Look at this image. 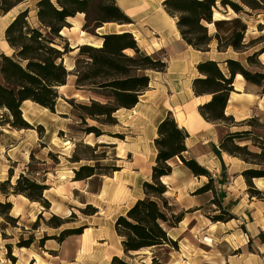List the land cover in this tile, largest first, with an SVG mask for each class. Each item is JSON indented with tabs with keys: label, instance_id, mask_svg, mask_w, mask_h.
<instances>
[{
	"label": "rangeland",
	"instance_id": "rangeland-1",
	"mask_svg": "<svg viewBox=\"0 0 264 264\" xmlns=\"http://www.w3.org/2000/svg\"><path fill=\"white\" fill-rule=\"evenodd\" d=\"M38 1L40 0H20L16 9L9 15L0 16V56L11 57L13 54L4 38L5 29L13 17L28 10L27 23L34 28L39 27L35 17V5ZM229 1L239 4L238 0ZM217 7V10L212 11L211 21H214L213 15L216 13L226 20L240 18L247 24L245 42L264 37V11L251 12V16H237L230 12L229 8H222L219 0H217ZM83 22L84 19L77 14L73 19L68 20L69 26L64 30L63 35L60 34L68 42L69 47L79 38L78 30H74L73 27L75 25L81 27ZM203 24L212 35L213 27H209L210 25L205 21ZM259 25L261 29L258 28ZM100 39L90 33L83 38L84 44L89 43L93 46L100 43L102 45V39ZM214 45L215 43L211 45V49H214ZM262 45L264 44L251 48L243 56H234L231 50L229 54L233 59L244 64V57L252 55ZM124 54L133 56L132 51L124 52ZM86 61L85 57L78 55L77 50L65 56L63 61L70 77L67 86L58 91L62 99L59 100L57 112L61 114L56 116L62 119V113H65L66 122L57 121L56 117L52 118L46 112H43L44 114L33 112V117L37 121L49 125L47 131L43 127H37L35 133L15 134L7 128L9 126H0V184L9 179V186H14L19 176L28 177L47 187L43 198L49 203V209L45 210L39 203L30 202L23 196L9 194L6 197L0 193V205L10 203L12 208L9 216L16 219L15 222H6L0 214V264H111L114 257L125 264H152L153 259L155 264H264V247L260 245L257 236L261 233L257 225L264 228V219H262V216L264 217V180L255 184L253 182L254 190L259 194L251 197L245 180L239 175L240 169H243L241 164L235 166L229 175L226 173L222 175L224 172L221 171L214 177L224 183L218 193V195L224 194L219 201L221 211L211 205L212 200L210 201L209 196L207 200H199L197 203L199 207L190 209L182 207L173 197L179 187L171 188L176 184V179H181L179 174L176 173L168 180L169 182L164 181L171 189L166 195L169 202L176 208L177 213L184 214L183 221L175 229L168 230V236L176 242V247L145 250L132 253L128 257L123 255L120 240L114 231V223L120 215L126 214L134 199L137 198L133 178L143 177L142 175L150 176L153 162L147 138L142 137L136 140L131 135H127L128 139H124L120 134L149 132L154 121L159 117L160 99L157 92L149 88L150 93L141 99V106L134 111V114L123 111L115 114L116 125H101L90 119L81 122L78 117L82 115V112L77 108L78 105H88L90 100L100 103L109 101L106 97L107 92L89 90L93 87L89 83L83 91L76 90L73 78L75 64H78L80 71H84ZM258 62L264 64V55L258 58ZM250 70L257 71L253 67ZM97 82L99 81L96 80ZM236 87L240 88L238 84ZM255 95L258 97L255 98ZM262 96L260 89L251 88V100H261ZM252 104L254 103L251 102V115H249L251 118L246 121L255 119L256 122L247 130L258 136V143H263L264 98L261 102L263 106L258 108L257 105ZM28 109L29 104L25 111ZM1 115H5L2 110H0ZM56 121L63 125L57 124ZM221 125L232 128L230 121ZM59 126L63 130L62 133L56 130ZM87 127H96L104 135L99 138L86 135L84 130ZM128 143L137 145L141 143L139 148L142 152L144 149L147 150L146 155H142L145 158L144 162L137 164L139 157L128 154L130 149L127 146ZM237 145H248L250 151L259 152L258 149L251 148L249 142H241ZM122 151L125 152L124 155ZM76 158L79 163L72 162ZM174 164H179V159H174L172 166ZM82 166L95 167V173L98 176L88 184H73L74 174L70 173L69 169L75 167L78 170ZM260 168L264 169V166ZM247 169H258V167L248 164ZM117 171L119 174H114ZM114 175L115 181L109 182L103 179ZM101 181H104V185H101ZM100 185L103 187L107 185V191L101 187L98 194H92L100 188ZM9 186H5L8 193L11 192ZM116 188L122 189L126 194L125 198L119 202L113 200V192ZM87 206L96 209L97 213L87 216L90 213V210L86 209ZM2 211L3 208L0 207V212ZM229 215L233 219L228 222L213 223L210 220L214 216L227 219ZM52 216L64 222L60 229L55 230L47 225V221ZM36 221L37 226L33 227ZM64 230H81L82 232L80 235L67 237L62 242L52 240L51 237H58ZM262 231L264 233V229ZM85 236L87 240H84ZM43 237L47 240L42 247H39V240ZM29 239H32L29 248L17 247L19 241ZM205 239L210 241L207 242Z\"/></svg>",
	"mask_w": 264,
	"mask_h": 264
},
{
	"label": "trees",
	"instance_id": "trees-1",
	"mask_svg": "<svg viewBox=\"0 0 264 264\" xmlns=\"http://www.w3.org/2000/svg\"><path fill=\"white\" fill-rule=\"evenodd\" d=\"M98 0H40L35 5L38 28L27 23L28 10L19 13L6 27L4 32L5 42L13 51L11 57L1 55L0 66V110L5 115L0 116V126H9L13 130H32L33 128L24 121L21 114V104L29 101L39 107L54 113L56 102L59 98L58 88L66 85L70 73L63 65L65 56L77 50L80 57H85L86 69L80 71L75 64V87L83 90L87 84L93 87L89 90L107 92L106 103L90 100L88 105H78L82 112L78 117L81 122L90 119L98 124L114 126L117 124L115 114L119 110H131L139 103V97L149 89L150 78L147 72L164 73L167 63L163 53L146 54L139 50L134 37L130 33L102 35V45L99 48L82 45L71 49L60 32L69 26L68 20L77 14H85L90 3ZM99 22L101 24L113 23L129 25L133 22L117 7L115 0L98 1ZM239 4L229 0H219L222 8H229L235 15L251 16V12L264 11V0H238ZM20 3V0H0V16L7 14ZM162 6L165 12L176 19V28L181 40L197 52L214 50L225 53L231 50L235 54H245L251 48L264 44V37L245 42L247 24L240 18L231 20L211 21L213 10H217V0H164ZM203 21L213 26L214 33L209 34ZM259 29L262 27L259 25ZM91 34V33H90ZM62 43L63 45H61ZM125 51H132L133 56H127ZM264 55V45L258 51L248 55L245 63L234 59H226L222 63L204 61L196 65L195 69L200 75L193 80L191 89L195 97L210 96L208 102L199 106L198 113L207 123L222 124L232 122V127H253L255 119H250L238 125L232 117L225 116V108L229 95L233 92V83L236 75H240L246 84L260 89L264 95V64L258 58ZM257 71H251V68ZM96 80L99 82L96 83ZM92 82V83H90ZM39 130H41L39 128ZM86 135L99 138L104 135L96 127H87ZM61 135V133H60ZM117 138H121L115 135ZM188 135L180 129L174 118L169 114L156 128V138L153 140L155 159L151 167L150 182L142 184L143 198L137 200L124 216H119L114 223V231L120 240L121 250L125 257L132 253L145 250L176 247V242L168 236V230L175 229L182 221L184 214L177 213L176 208L169 202L167 188L162 183L163 177L170 176L172 167L169 162L179 159L193 177L207 179V182L197 189L194 195L207 192L213 194L211 205L219 211L222 207L219 199L215 200L216 190L211 174L193 159H185L187 152L185 141ZM258 136L250 130L225 133L218 145V149L230 157L237 158L245 164L255 165L258 169H246L241 173L248 186L251 197H256L259 192L254 190L252 181L264 179V142L258 143ZM250 143L251 148L258 149V153L250 151L248 145L238 146L237 143ZM103 146V145H102ZM220 151L215 149L216 154ZM72 162L79 163L73 159ZM115 171V170H113ZM93 166H82L73 171V181H85L98 176ZM5 186H9V179L0 184V193L6 197L9 194L20 195L30 202L39 203L45 210L49 203L43 198L47 187L36 183L25 176H19L14 186H9L8 193ZM3 211L1 217L6 222H15L9 216L11 204L0 205ZM90 213L95 215L96 209L87 206ZM218 216L211 217L213 223L228 222ZM37 221L33 227L37 226ZM47 225L52 229H60L64 222L52 216ZM81 230H64L52 240L62 242L65 238L80 235ZM264 244V234L258 235ZM46 237L39 240L42 247ZM32 239L19 241L17 247L29 248ZM9 249V247H7ZM10 251V250H8ZM111 264H125L114 257ZM155 264V259L152 260Z\"/></svg>",
	"mask_w": 264,
	"mask_h": 264
},
{
	"label": "crops",
	"instance_id": "crops-1",
	"mask_svg": "<svg viewBox=\"0 0 264 264\" xmlns=\"http://www.w3.org/2000/svg\"><path fill=\"white\" fill-rule=\"evenodd\" d=\"M163 1L164 0H115L117 7L133 23L129 25H117L113 23L103 24L105 25L103 28L102 27L96 28L97 29L96 33L94 35L91 34L92 36L101 37L102 35H106V34H120L127 32L134 37L140 51L145 52L146 54L149 55L154 53H163L166 59L165 61L167 63V69L164 73L147 72V76L150 78L149 88L154 89L153 92H157V95L159 96L160 99L159 117H157V120L154 121V125L152 129L149 132L144 131L145 133L133 132L126 134L124 133L125 135L122 133L120 135L123 136L124 139H128L127 135H131L136 140L142 137L147 138V143L150 145L149 148L151 149L152 162H153L155 159V149L153 147V140L156 138V128L158 124L170 114L174 118L178 126L176 119L177 111L182 113L184 120H187V118H189V116L192 114L193 117H195V119H193L192 122V131L186 129L185 127L178 126L180 129L185 130L188 135V138L185 141L187 152H185L183 157L185 159L195 160L200 166L205 168L211 174L212 178H214L216 174L219 175L221 171L224 172L222 175H224L225 173L229 175L231 174L230 172L235 166H240L239 164H241L243 166V169H240L241 171H239V175L240 177H242L241 173L247 169V164L242 163L237 158L230 157L227 154L221 152L218 149V145L222 136L225 133L227 132L234 133L243 130L245 131L249 127L239 126V127L226 128L218 123L217 124L207 123L199 115L198 108L199 106L208 102L210 96L195 97L193 95L191 85L193 80L200 77V75L197 73L195 69L198 63L208 60L222 63L226 59H233L232 55L243 56L244 54H235L232 52L231 55L229 54V50L225 53H218L214 49H211V51L209 52L201 53L188 47L181 40V37L176 28V19L170 17L165 12L162 6ZM14 9H16V7H14L7 14L3 15V17L9 15L10 12H12ZM13 19L14 17L9 21V24L13 21ZM71 46L72 45H70L71 49L76 48ZM74 52H76V50L71 53ZM245 58L246 57H244V60ZM69 77L70 75L67 78L66 85L63 86L62 89L67 86ZM73 78L76 80L75 76H73ZM236 84H238L240 88H237ZM251 88H254L255 90L257 89L254 86L246 84L245 81L241 83H237L235 82L234 79L233 92H231L229 95V99L224 114L225 116L232 117L235 123L236 122L243 123L246 121V119L251 118L249 117V115H251V102L254 103L252 104L253 106L257 105L258 108L263 106L261 102H263L264 95L262 96L261 100L258 101L251 100ZM59 90L61 89L58 88V91ZM148 93H150V90L145 92L142 96L139 97V103L131 110H119L116 112V114L119 113L120 111L134 114V111L138 109L139 106H141V99L145 97L146 94ZM256 97L258 96L255 95V98ZM60 99L62 98L59 97L56 102L54 113H51L48 110L43 109L38 105H35L29 101L23 102L20 108L22 118L26 123H28L33 128V130L17 131L11 129L10 127L7 128H9L11 132H14L15 134H22L27 132L35 133V129L37 127H41V128L43 127L44 130L47 131V127L49 125L37 121L33 117L32 114L33 112L39 114H44L46 112V114H48L50 117L52 118L56 117L57 121L62 120L64 122L67 116L65 113H62V119L57 117L58 115L60 116L61 114L57 112ZM28 104H29V109L25 111V108H27ZM242 123H238V125H242ZM57 124H62V123L57 122ZM61 126H59V128H56V130L62 133L63 130L60 129ZM140 144L137 145L136 143H128L127 146L130 148L128 154L131 156L146 155L147 150L144 149V152H142V150L139 148ZM215 149L220 151V154H216ZM173 160L169 162V165L172 167L171 175L167 177H163L161 179L162 183L164 185L165 184L167 185L166 195L170 193L169 191H171V189L168 186V183L167 182L164 183V181L170 180L177 173L179 174L181 179H176V184H174L171 188L179 187V190H177V192L173 194V197L182 207L186 209L199 207L200 205L197 204L199 203V200L200 199L207 200V196L210 197V201H211L213 199V194L211 192H207L201 195H194L195 191L200 187H202L207 182V179L204 177H201L199 179L193 177L190 171L187 168H185L180 161L179 164H174L172 166ZM131 164H133V162H131ZM75 170H77V168L75 167H71L69 169L70 173L72 174H74L72 171ZM114 174L118 175L119 172L117 171ZM233 174L234 173H232V175ZM142 176L143 177L136 179L133 178V184H134L133 187L136 189L137 198L134 199L133 204H131L129 208H131V206L134 205V203L137 200L141 199V196H143L141 189L142 184L150 180L151 175L150 176L148 175L149 179L148 176L146 175H142ZM69 178L71 179V177ZM94 178H96V176L89 178L85 181H72V183L88 184L89 182L93 181ZM103 179L109 182L116 180L115 175L113 177L112 176L104 177ZM262 180L264 179H255L252 181V184L253 182L255 184V182H260ZM102 184L104 185V181L103 182L101 181V185ZM101 185L100 188L95 190L92 194L94 195L98 194L100 192L101 187H103ZM223 185H224L223 181H218V179L214 178V188L216 190V197L217 199H219V201L221 200L220 197L224 196V194L218 195ZM104 188L105 191H107L108 186L105 185V187H103L102 189L104 190ZM183 188L184 190H182ZM185 203H189V204L186 205ZM262 219H264L263 216ZM257 229H259V231L262 233L263 232L262 230L264 228L257 225ZM259 234L260 233H258V235ZM260 245L264 247V244H262L261 241H260Z\"/></svg>",
	"mask_w": 264,
	"mask_h": 264
},
{
	"label": "bare ground",
	"instance_id": "bare-ground-1",
	"mask_svg": "<svg viewBox=\"0 0 264 264\" xmlns=\"http://www.w3.org/2000/svg\"><path fill=\"white\" fill-rule=\"evenodd\" d=\"M97 3H98V1H94V2L90 3L87 12L85 14H79V16H81L84 19V22H83V25L81 27L79 25H75L73 27L74 30H78L79 38L73 43V45L71 47H77V46H81V45L93 46V45H91L89 43L84 44L83 38L86 36L87 33H91L93 35L96 33L97 29L95 28V25L99 22V15H100L99 11L97 10ZM229 11L232 12L231 10H229ZM213 20L217 21V20H226V19L216 13V14L213 15ZM104 26L105 25L101 24L102 28ZM211 26L212 25H210L209 27H211ZM64 30H66V28H64L60 32L61 35H63ZM93 47L99 48V47H101V43L98 44L97 46H93ZM125 52H127V51H125ZM243 81L244 80H243V78L240 75H236L235 82L241 83ZM59 89H62V87H60ZM176 119H177V123H178L179 127H185L186 129L192 131V122H193V119H195V117H193L192 114L189 116V118H187V120H184L182 113L177 111L176 112ZM124 154H125V152L122 151V155H124ZM137 157H139V159H138L139 161H136L137 164H140V163L145 161L144 156L137 155ZM113 193H114L113 194V200L115 202H119V201L123 200L125 198V196H126L124 191L122 189H120V188L114 189ZM84 240H87L86 236H85ZM205 241L209 242L210 240L209 239H205Z\"/></svg>",
	"mask_w": 264,
	"mask_h": 264
}]
</instances>
